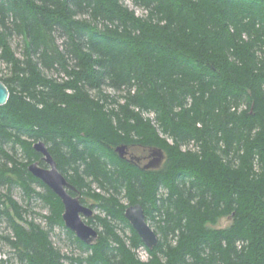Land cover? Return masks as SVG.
I'll list each match as a JSON object with an SVG mask.
<instances>
[{
    "label": "trees",
    "instance_id": "obj_1",
    "mask_svg": "<svg viewBox=\"0 0 264 264\" xmlns=\"http://www.w3.org/2000/svg\"><path fill=\"white\" fill-rule=\"evenodd\" d=\"M129 1L144 13L123 0H0V222L11 229L0 240L23 264H264V0ZM38 140L98 211L85 219L94 245L28 171L45 166ZM121 144L165 158L142 169L118 157ZM136 203L152 249L124 217ZM55 227L78 254L54 244Z\"/></svg>",
    "mask_w": 264,
    "mask_h": 264
},
{
    "label": "water",
    "instance_id": "obj_2",
    "mask_svg": "<svg viewBox=\"0 0 264 264\" xmlns=\"http://www.w3.org/2000/svg\"><path fill=\"white\" fill-rule=\"evenodd\" d=\"M8 97L9 90L0 80V106L7 102ZM32 147L34 151L41 155V161H43L45 166L40 165L39 161H34L28 164V171L61 200L63 205L61 216L64 226L72 231L82 242L94 245L99 235L98 230L85 222V219L93 216L94 210L82 204L78 195L71 194V192H76L77 189L59 171L57 163L50 154L46 144L38 140L32 144ZM128 148V145L121 144L115 147L114 151L119 158L135 164L131 158L126 156ZM147 151H149L148 157H150V160L143 166L135 165L142 169L159 168L165 158L164 151L157 147H149ZM124 217L148 249H152L157 244L158 236L146 220L144 210L140 204L128 205L125 208Z\"/></svg>",
    "mask_w": 264,
    "mask_h": 264
},
{
    "label": "rangeland",
    "instance_id": "obj_3",
    "mask_svg": "<svg viewBox=\"0 0 264 264\" xmlns=\"http://www.w3.org/2000/svg\"><path fill=\"white\" fill-rule=\"evenodd\" d=\"M123 2L130 8L133 9L135 11V13L137 15H142L143 9L134 6L129 0H123ZM12 47L15 49V53L17 56H20V47H19V42L18 39H15L12 42ZM8 69L5 63H3V61L0 60V74H4L7 73ZM142 148L137 147V148H129L127 150V157L130 158V155L133 156H139L142 155ZM143 154H149L146 152H144ZM12 195L14 197V199H16L19 203L21 204H25V198H23V194L22 192L18 189V188H14L12 189ZM89 203H91V201L88 200ZM32 209L33 211H36L38 213H42V214H46L48 212V209L45 208L41 202L39 201H32ZM98 211L95 210L94 213H97ZM35 220L37 222L42 223L43 225L45 224V222L43 221L42 217L39 215H34ZM230 222V219L228 217H223L219 220V222L217 223L216 227H224L227 226ZM94 227V225H91ZM97 228L100 230L101 227L97 226ZM125 231L126 234H128V229L125 227L123 229ZM123 230L120 229V232H123ZM11 233V229L9 228V226L7 225L5 220H1L0 222V235H7ZM52 240L54 242V244L59 247L61 249V251L63 253H67L70 254L71 252H73L74 254H78L79 251L75 248H73L72 246L69 245V243L66 240V235H65V231L61 228L55 227L54 228V232L52 233ZM137 255L140 257V259L142 260H147L148 259V254L147 252L143 249L140 248L137 250ZM0 259H6L5 264H23L21 263L17 256L15 255V253L13 252V250L9 247V245L6 243L5 240H0ZM65 264H70L67 261L65 262Z\"/></svg>",
    "mask_w": 264,
    "mask_h": 264
},
{
    "label": "flooded vegetation",
    "instance_id": "obj_4",
    "mask_svg": "<svg viewBox=\"0 0 264 264\" xmlns=\"http://www.w3.org/2000/svg\"><path fill=\"white\" fill-rule=\"evenodd\" d=\"M137 147L139 146H129V148H137ZM140 148H142L141 149L142 155H139V156L130 155V158L135 164L139 166H143L148 160H150V157H148L149 156L148 154H143L144 152L147 151V148H143V147H140ZM147 153H149V151H147Z\"/></svg>",
    "mask_w": 264,
    "mask_h": 264
}]
</instances>
